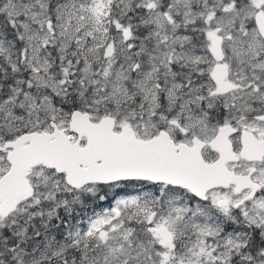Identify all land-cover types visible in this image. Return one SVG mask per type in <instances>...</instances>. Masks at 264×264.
Masks as SVG:
<instances>
[{
	"label": "snow or ice",
	"instance_id": "obj_1",
	"mask_svg": "<svg viewBox=\"0 0 264 264\" xmlns=\"http://www.w3.org/2000/svg\"><path fill=\"white\" fill-rule=\"evenodd\" d=\"M0 264H264V0H0Z\"/></svg>",
	"mask_w": 264,
	"mask_h": 264
}]
</instances>
